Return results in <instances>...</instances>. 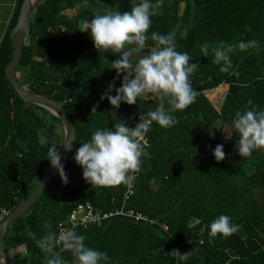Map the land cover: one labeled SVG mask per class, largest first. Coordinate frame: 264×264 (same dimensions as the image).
Wrapping results in <instances>:
<instances>
[{"label": "trees", "instance_id": "trees-1", "mask_svg": "<svg viewBox=\"0 0 264 264\" xmlns=\"http://www.w3.org/2000/svg\"><path fill=\"white\" fill-rule=\"evenodd\" d=\"M182 1L187 5L180 16ZM22 3L17 0L0 40V212L3 208L11 212L31 193L51 164L48 148L55 144L60 151L64 139L61 119L26 102L7 76L14 53L11 31ZM131 6L132 0H38L35 4L17 76L29 90L65 106L75 123L76 145L65 165L69 182L65 184L58 174L28 212L9 226L4 250L6 258L12 254L14 259L8 264H43L44 253L36 240L49 231L45 223L59 233L60 223H69L79 203L90 201L107 211L123 204V184L92 186L74 156L92 130L114 127L113 111L134 127L141 114L159 103L147 94L135 105L122 103L114 109L106 98L101 99L117 77L111 69L117 55L96 50L90 33L80 30L97 12L130 11ZM173 30L177 50L188 52L192 62L199 64L192 77L199 95L187 109L174 113L179 121L175 126L164 129L153 123L146 137L151 158H142L135 194L126 203L158 223L117 216L79 228L77 233L86 236L88 246L106 251L108 264H264V150L242 158L235 149L238 133L231 128L236 111L246 106L264 109V0H164L159 14L152 17L147 46H155L152 32ZM253 39L259 41V51H237L231 57L238 76L221 73L199 48L205 43L216 46ZM125 74L115 79L116 87ZM222 83L229 84V90L220 113L204 91ZM249 100L253 105H248ZM219 119L230 127L232 137L223 144L226 158L216 161L213 151L201 159L197 154V160L191 158ZM221 214L242 227L231 237L217 236L210 243L209 224ZM29 229L36 239L29 238ZM176 249L189 252V259L179 261ZM56 251L72 264L70 252Z\"/></svg>", "mask_w": 264, "mask_h": 264}, {"label": "clouds", "instance_id": "clouds-1", "mask_svg": "<svg viewBox=\"0 0 264 264\" xmlns=\"http://www.w3.org/2000/svg\"><path fill=\"white\" fill-rule=\"evenodd\" d=\"M163 3L164 0H132L130 11L97 12L80 29L90 33L96 50L117 55V59L111 62V69L116 70L117 77L101 99L106 98L114 109H119L122 103L135 105L147 94H153L159 101L154 110L140 115L134 127L128 126L113 111L114 127L92 130L90 139L76 149L74 160L82 167L84 180L92 186L115 187L123 184L131 188L141 171L142 158H151L148 151L151 145L146 137L153 123L164 129L175 126L179 121L174 113L187 109L199 95L192 85V77L199 64L192 62L188 52L177 50L174 30L167 34L152 32L150 39L155 46H147L152 17L159 14ZM199 48L204 57H210L211 63L219 67L221 73L236 76L239 73L233 70L232 55L237 51L260 50L259 41L255 39L234 44L221 42L216 46L205 43ZM122 73L126 74L121 86L116 87L115 79ZM113 91L115 95L110 94ZM248 105H253V101L249 100ZM97 106L92 108L93 113L97 112ZM231 128L238 133L235 149L242 158L250 157L254 151L264 150V109L246 106L236 111ZM227 139L232 137L227 135ZM66 141L64 145L68 146ZM213 155L216 161L224 160V145L218 144ZM47 159L67 184L69 177L62 163V154L55 144L48 148ZM44 227L49 231L36 240L44 253L43 264H67L57 249L70 252L72 264H108V253L88 246L85 235L71 229L57 233L50 230L52 226L49 222ZM241 227L233 222L231 216L221 214L209 224V242L217 236L227 239L238 233ZM27 235L36 239L30 229ZM177 253L179 261L189 259V252L182 254L177 250Z\"/></svg>", "mask_w": 264, "mask_h": 264}, {"label": "water", "instance_id": "water-1", "mask_svg": "<svg viewBox=\"0 0 264 264\" xmlns=\"http://www.w3.org/2000/svg\"><path fill=\"white\" fill-rule=\"evenodd\" d=\"M37 1L38 0H23L17 23L11 31V38L14 44V53L13 59L7 66L6 71L10 82L13 84L21 98H23L26 102L44 107L49 112L53 113L61 119L64 129V141L60 152L63 157L62 163L65 167L76 145V127L71 115L69 114L65 106L58 100L42 93L33 92L22 85L18 79L16 71L17 66L22 58L29 24L32 20L35 4ZM186 5L187 3L185 1L181 2L180 16L184 14ZM65 141L68 146L64 145ZM58 174L59 173L57 169H55L50 164L45 170L40 181L31 191V193L23 201H21L0 223V264H8L4 247L9 226L20 216L28 212V210L38 200L39 196L43 193L48 184Z\"/></svg>", "mask_w": 264, "mask_h": 264}, {"label": "built area", "instance_id": "built-area-1", "mask_svg": "<svg viewBox=\"0 0 264 264\" xmlns=\"http://www.w3.org/2000/svg\"><path fill=\"white\" fill-rule=\"evenodd\" d=\"M139 176V173H138ZM125 193L123 204L120 207H116L113 210H102L95 207L90 201L79 203L70 213L69 223H60L59 231L61 230H74L77 232L79 228H87L91 224H101L107 219H111L117 216H124L132 219L136 222H141L148 225H154L158 223L157 219L150 215L137 210L133 207H127L126 203L128 199L135 194V183L131 188L125 186ZM10 213L9 210L3 208L0 212V219L3 216H7ZM165 230H169L167 224H162ZM177 250L175 254L178 255ZM178 264V263H177Z\"/></svg>", "mask_w": 264, "mask_h": 264}, {"label": "crops", "instance_id": "crops-1", "mask_svg": "<svg viewBox=\"0 0 264 264\" xmlns=\"http://www.w3.org/2000/svg\"><path fill=\"white\" fill-rule=\"evenodd\" d=\"M17 0H0V18H2L1 23L3 22V26L0 29V40L6 30V27L8 25L9 19L11 17V14L13 12V9L16 5ZM3 4V5H2ZM5 4H8L9 9L7 14H3V7ZM4 8H6L4 6ZM229 90V84L222 83L218 87L209 89L204 91L212 105L215 107V109L221 113L225 97ZM211 135L210 137H207L206 139H202L199 145L195 147V154L193 152V155L190 156L193 159H196V154L198 155L199 159L206 156V154L209 152L211 153L214 148L218 144H225L227 142V135H231L230 127L224 122L222 119L217 120L213 126L211 127ZM197 160V159H196Z\"/></svg>", "mask_w": 264, "mask_h": 264}, {"label": "rangeland", "instance_id": "rangeland-1", "mask_svg": "<svg viewBox=\"0 0 264 264\" xmlns=\"http://www.w3.org/2000/svg\"><path fill=\"white\" fill-rule=\"evenodd\" d=\"M0 5H1V4H0ZM2 5H3V4H2ZM4 6H5L6 8H4ZM4 6H1V8L3 7V9H2L3 14H2L1 16H3L4 14H7L8 9H9L8 4H5ZM1 20H2V18H0V29H1V27L3 26V22L1 23ZM63 141H64V139H63ZM6 257H7V256H6ZM8 258H9L10 260H9ZM8 258H7L8 263H9V261L12 262V259H14L13 256H12V254L8 255ZM11 264H12V263H11Z\"/></svg>", "mask_w": 264, "mask_h": 264}]
</instances>
